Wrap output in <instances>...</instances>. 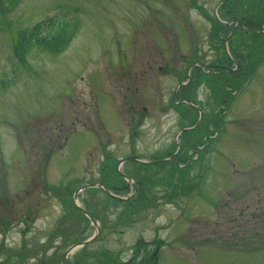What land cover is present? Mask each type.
Wrapping results in <instances>:
<instances>
[{
  "label": "rangeland",
  "instance_id": "374dc122",
  "mask_svg": "<svg viewBox=\"0 0 264 264\" xmlns=\"http://www.w3.org/2000/svg\"><path fill=\"white\" fill-rule=\"evenodd\" d=\"M220 2L21 0L0 15V264H44L48 228L65 221L66 209L74 213L61 200L67 190L51 186L63 182L67 172L68 178L95 181L119 157L135 151L160 158L174 149L177 131L196 118L189 102L179 115L171 101L179 80L186 78L181 73L195 61L224 63L217 31L225 26L216 19ZM230 3L251 18L264 7V0ZM60 15L78 18L66 49L53 53L35 46L18 53L32 26ZM241 38L253 55L264 57L263 32ZM253 62L239 76L244 82L253 73L233 100L216 150L210 141L217 114L233 92L225 75L195 68L191 86L204 116L200 128L185 138L197 139L189 155L195 160L199 151L198 161L170 174L169 165L130 164L150 190L139 209L129 210L101 191L89 193L107 221L99 239L116 247L109 249L112 257L129 259L137 251L135 242L159 236L160 264H264V67ZM235 84L239 88L242 82ZM192 87L186 88L190 98ZM202 134L208 135L206 146L198 148ZM199 179L200 188L207 183L204 193L197 188ZM74 223L56 235L69 242L92 236L93 224L85 223L74 235ZM87 247L85 257H99L94 244ZM108 256L100 255L102 261Z\"/></svg>",
  "mask_w": 264,
  "mask_h": 264
},
{
  "label": "flooded vegetation",
  "instance_id": "af4514ba",
  "mask_svg": "<svg viewBox=\"0 0 264 264\" xmlns=\"http://www.w3.org/2000/svg\"><path fill=\"white\" fill-rule=\"evenodd\" d=\"M245 16L243 15L242 17L237 16L235 21V25L233 30L231 31V33L229 34V37L233 36L234 32L236 31L237 27H244V21H245ZM250 29L252 27H249ZM238 68V67H237ZM178 111H180V109H178ZM176 155H173L172 160L170 162H172L173 164L177 165L178 161L175 160ZM66 179H70V178H66ZM108 180V182H107ZM111 184L112 186H115V184L113 183V177L109 176L108 178L106 177H102L97 181H94L90 184ZM141 180L137 181L135 180L133 184L127 185L125 187L128 188H132L133 190H138L141 186ZM116 188V187H114ZM100 190V189H98ZM115 190V189H114ZM69 194L67 192V195H70V190ZM75 192L72 193V195ZM147 194H149L147 192ZM154 201V200H153ZM66 203L68 204V201L66 200ZM86 205L92 207V215L96 218V220L100 221V223H105L107 224V221L103 220V214L98 213L94 206L92 205L91 202V198H88L86 200ZM71 210L74 212L73 214H70V210L66 209V212H64V217L63 219L65 220L64 222H61L60 224H57L56 228H53V225H50V228H48V237L45 241V254L47 256H45L44 259V264H61L62 259L65 255L66 249H68L72 244L76 243V241H72L69 242L66 238H63L62 235H60L59 237L56 235L57 230L60 229V231H62V229L67 228V226L71 223V222H75V227H76V231L73 229H69L67 232H74V233H81L82 228L84 227V224L89 222L91 224L92 220L90 219V217H86V215L81 211L75 210L73 208H71ZM94 225V224H93ZM79 236V235H78ZM81 239V235L80 238ZM78 240V239H77ZM113 242V241H112ZM114 243V242H113ZM136 243L139 244V247H137V251L136 254L138 255L137 258L135 259L133 256H131L129 259H124V260H119L116 257H112L111 255H109L108 257H106L103 261L100 257L101 255V251H98V249H102L105 250L103 253L105 254H111L109 249H116V247L111 245V242H107V241H101V240H96L93 241L89 244H94V248L97 249L96 253L99 255L98 256H94L91 257V260H93V264H153V259L157 258L158 255V250L159 247L156 248L155 251H152L151 253L149 252V247H154L155 246V242L154 241H137ZM116 244V243H114ZM144 245V246H141ZM107 250V251H106ZM121 258V257H119ZM33 264H36V262L34 261ZM67 264H88L86 263L84 257L82 255H79L78 252H75L74 255L72 256L71 260L67 262Z\"/></svg>",
  "mask_w": 264,
  "mask_h": 264
},
{
  "label": "trees",
  "instance_id": "16d2710c",
  "mask_svg": "<svg viewBox=\"0 0 264 264\" xmlns=\"http://www.w3.org/2000/svg\"><path fill=\"white\" fill-rule=\"evenodd\" d=\"M20 1L0 0V5L3 4V7L0 8V15H5L16 9ZM260 16H264V13H261ZM77 26V17L68 20L65 15L51 16L46 20H41L21 39L18 53L27 54L37 45L58 53L67 47L77 30ZM42 40H44V43Z\"/></svg>",
  "mask_w": 264,
  "mask_h": 264
},
{
  "label": "water",
  "instance_id": "95a60500",
  "mask_svg": "<svg viewBox=\"0 0 264 264\" xmlns=\"http://www.w3.org/2000/svg\"><path fill=\"white\" fill-rule=\"evenodd\" d=\"M128 159H137V157L136 156H133V157L125 158L124 160H128Z\"/></svg>",
  "mask_w": 264,
  "mask_h": 264
}]
</instances>
